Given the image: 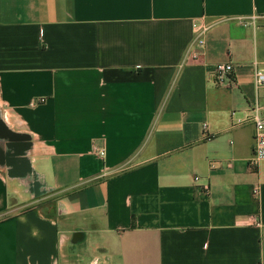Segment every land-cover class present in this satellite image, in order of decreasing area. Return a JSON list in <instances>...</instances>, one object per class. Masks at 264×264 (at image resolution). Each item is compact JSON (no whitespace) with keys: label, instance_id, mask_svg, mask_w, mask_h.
Here are the masks:
<instances>
[{"label":"crops","instance_id":"0c3cea01","mask_svg":"<svg viewBox=\"0 0 264 264\" xmlns=\"http://www.w3.org/2000/svg\"><path fill=\"white\" fill-rule=\"evenodd\" d=\"M255 64L264 0H0V115L54 196L0 165V264H264Z\"/></svg>","mask_w":264,"mask_h":264},{"label":"built area","instance_id":"2783aa9c","mask_svg":"<svg viewBox=\"0 0 264 264\" xmlns=\"http://www.w3.org/2000/svg\"><path fill=\"white\" fill-rule=\"evenodd\" d=\"M210 26L203 21H193L192 22V31H193V40L190 45L187 47L185 52V59L196 61L198 60L204 52L205 49V36L209 31ZM233 71V65L231 63H218L213 69V76L218 84H226L231 80V73ZM254 80L257 87L264 86V67H259L255 64L254 68ZM32 102L31 104H35ZM259 109L258 105H255V115L253 118L255 133H254V151L251 158V163L255 164L258 161L264 160V117L257 115ZM93 150H96V147H93ZM99 155L103 156L104 151L99 150ZM198 179V177H195ZM203 190L207 191L208 187L203 186Z\"/></svg>","mask_w":264,"mask_h":264},{"label":"water","instance_id":"95a60500","mask_svg":"<svg viewBox=\"0 0 264 264\" xmlns=\"http://www.w3.org/2000/svg\"><path fill=\"white\" fill-rule=\"evenodd\" d=\"M22 137L23 135L11 131L0 115V155L9 156L8 177L20 182L26 181L25 184L30 183L37 191H43L42 183L39 184L40 176L33 171L31 160L27 158L31 146L29 138H26V143H22ZM2 144L6 145V149ZM80 238L81 233L73 234V242H77Z\"/></svg>","mask_w":264,"mask_h":264},{"label":"rangeland","instance_id":"374dc122","mask_svg":"<svg viewBox=\"0 0 264 264\" xmlns=\"http://www.w3.org/2000/svg\"><path fill=\"white\" fill-rule=\"evenodd\" d=\"M2 146L5 147L4 149H6L5 144H2ZM3 167L5 173H7L8 175L9 168L7 166H3ZM21 182L18 180H14V182L11 183L10 185V187L16 188V194L14 197H16L17 203L19 202L20 204H22L20 206V210L28 209V208H39V207L45 211L48 210L49 204L53 202L54 196H46L48 195V193L45 190L37 191L32 187V184L30 183L25 184L26 181H21ZM40 194H43L44 196L43 195L40 196Z\"/></svg>","mask_w":264,"mask_h":264},{"label":"flooded vegetation","instance_id":"af4514ba","mask_svg":"<svg viewBox=\"0 0 264 264\" xmlns=\"http://www.w3.org/2000/svg\"><path fill=\"white\" fill-rule=\"evenodd\" d=\"M24 142H25V143L27 142V141H26V137L23 138V142H22V143H24ZM8 157H9V156H5V154H1V155H0V165H1V166H8V164H7V161H9V160H8Z\"/></svg>","mask_w":264,"mask_h":264}]
</instances>
